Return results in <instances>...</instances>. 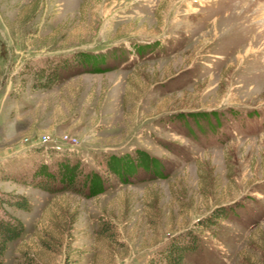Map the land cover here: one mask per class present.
<instances>
[{
    "label": "rangeland",
    "instance_id": "obj_1",
    "mask_svg": "<svg viewBox=\"0 0 264 264\" xmlns=\"http://www.w3.org/2000/svg\"><path fill=\"white\" fill-rule=\"evenodd\" d=\"M18 194L0 264L164 262L194 233L181 264H264V0H0V198Z\"/></svg>",
    "mask_w": 264,
    "mask_h": 264
},
{
    "label": "trees",
    "instance_id": "obj_2",
    "mask_svg": "<svg viewBox=\"0 0 264 264\" xmlns=\"http://www.w3.org/2000/svg\"><path fill=\"white\" fill-rule=\"evenodd\" d=\"M66 68L64 60L61 61L60 63L49 66V68H42L41 71H39L40 75V85L41 86H47L51 82H54L56 79H58L59 75V69ZM46 69H49L48 72L46 73ZM44 81V82H43ZM76 171L73 169H70L67 171L66 175V183L74 185L75 184V175ZM98 177V176H97ZM60 178V177H59ZM55 181V178H53ZM95 177L91 178V183H90V189L94 193L99 192L102 190L100 187V183L98 180L96 182L94 181ZM100 180V179H99ZM40 185L46 189L53 190L54 188L51 185H46V184H36ZM1 202H7L10 205H16L20 208L23 209H29L30 203L28 198L25 195L18 194V195H9L8 197H1L0 198ZM221 215V216H226L225 212L222 213H217L216 216ZM218 217H214L210 219V222H217ZM24 229L23 222L22 220L13 214H0V256L3 255L5 250L7 249L8 243L20 236ZM190 231L187 233V236H190ZM193 235V234H192ZM191 240H179L178 239H173L170 241L168 246L161 250L159 252L160 255H162V262L161 260H154L151 259L149 264H181L185 254L187 253L188 250H190L192 247H195L198 244V237L194 233L193 236L190 238Z\"/></svg>",
    "mask_w": 264,
    "mask_h": 264
}]
</instances>
